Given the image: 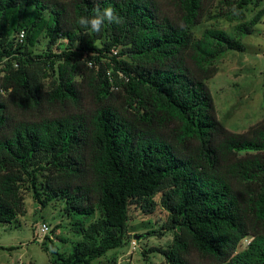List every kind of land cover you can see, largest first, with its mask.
<instances>
[{
	"label": "trees",
	"instance_id": "16d2710c",
	"mask_svg": "<svg viewBox=\"0 0 264 264\" xmlns=\"http://www.w3.org/2000/svg\"><path fill=\"white\" fill-rule=\"evenodd\" d=\"M171 1L176 20L158 0H0V225L20 226L22 184L42 207L61 203L79 239L68 255L44 249L52 264H94L125 248L131 207L153 214L157 195L173 234L153 251L164 264H264V123L229 131L208 85L213 64L245 46L220 29L197 39L206 1ZM262 1L223 2L243 17ZM106 8L118 20L99 32L80 23ZM263 17L264 9L237 35H252ZM42 37L50 49L33 55ZM60 42L66 48L53 52ZM77 79L100 85L101 102L120 87L123 105L20 119L78 105Z\"/></svg>",
	"mask_w": 264,
	"mask_h": 264
},
{
	"label": "rangeland",
	"instance_id": "374dc122",
	"mask_svg": "<svg viewBox=\"0 0 264 264\" xmlns=\"http://www.w3.org/2000/svg\"><path fill=\"white\" fill-rule=\"evenodd\" d=\"M64 2L70 0H61ZM163 11L174 20L179 16L178 9L171 0H158ZM205 11L202 23L192 29L199 39L207 29H220L239 39L245 46L244 52H229L213 67L216 75L208 81L214 98L218 120L231 132L247 133L251 128L264 123V17L249 36H238V28L244 23H250L257 13L264 9V0L258 8L250 5L242 16L234 17L226 14L228 10L224 0H205ZM46 38H40L38 44L31 49L33 55L44 54L49 49ZM66 48V42H60L51 49L59 53ZM118 60L129 61L127 56H120V51L114 52ZM104 61V60H103ZM93 70L94 65L89 64ZM0 74V78H1ZM47 81V80H46ZM48 82V81H47ZM42 81V83H47ZM79 88V104L68 103L54 107L45 106L41 113L34 115L21 113L20 119H35L40 116L62 115L78 109L98 108L102 103L121 107L124 103V93L120 87H112L105 100H102L100 85H91L77 79ZM51 83L46 84L50 86ZM48 175V172H45ZM41 177L39 182L44 183ZM21 195L24 199V216L19 218V225H0V264H52L50 252L53 246L59 247L67 255L72 251V245L79 239L74 222L69 219L59 202L42 207L34 198L29 184H22ZM158 204L153 214L144 212L138 206L130 209L128 224V241L125 248L108 253L94 264H164L165 257L160 251L166 250L173 242V234L164 227L168 213L160 205V195L154 197ZM46 224L49 231L41 232ZM248 241L242 242L239 250H243Z\"/></svg>",
	"mask_w": 264,
	"mask_h": 264
},
{
	"label": "clouds",
	"instance_id": "9594fccd",
	"mask_svg": "<svg viewBox=\"0 0 264 264\" xmlns=\"http://www.w3.org/2000/svg\"><path fill=\"white\" fill-rule=\"evenodd\" d=\"M99 12V10H98ZM104 20H107L108 22L117 21L118 17L114 15L112 8H106L102 12H99L97 18L91 19L90 21L87 19L82 18L80 20V23L84 26L91 25V30L99 32L101 29V24Z\"/></svg>",
	"mask_w": 264,
	"mask_h": 264
},
{
	"label": "built area",
	"instance_id": "2783aa9c",
	"mask_svg": "<svg viewBox=\"0 0 264 264\" xmlns=\"http://www.w3.org/2000/svg\"><path fill=\"white\" fill-rule=\"evenodd\" d=\"M264 34V33H263ZM26 34L24 31H21L20 34L18 35V40L22 44L25 42ZM3 63H0V69L3 68ZM4 75V72H1V76ZM49 231V227L46 224L42 225L41 232L46 234Z\"/></svg>",
	"mask_w": 264,
	"mask_h": 264
}]
</instances>
